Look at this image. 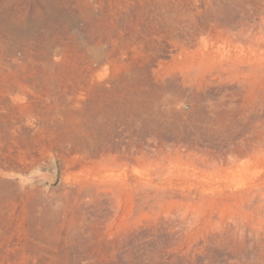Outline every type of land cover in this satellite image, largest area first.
Instances as JSON below:
<instances>
[{"label": "rangeland", "instance_id": "rangeland-1", "mask_svg": "<svg viewBox=\"0 0 264 264\" xmlns=\"http://www.w3.org/2000/svg\"><path fill=\"white\" fill-rule=\"evenodd\" d=\"M0 264H264V0H0Z\"/></svg>", "mask_w": 264, "mask_h": 264}, {"label": "bare ground", "instance_id": "bare-ground-1", "mask_svg": "<svg viewBox=\"0 0 264 264\" xmlns=\"http://www.w3.org/2000/svg\"><path fill=\"white\" fill-rule=\"evenodd\" d=\"M250 32V31H249ZM250 34V33H249ZM250 36V35H249ZM231 106V105H230ZM77 137V136H76ZM74 139V138H73ZM161 145V144H160ZM160 149V148H159ZM157 151V150H156ZM156 186V185H155ZM145 188V187H144ZM87 189V188H86ZM146 189V188H145ZM91 190V189H90ZM84 191V190H83ZM159 191V190H158ZM177 191V190H176ZM90 193H92L91 191H90ZM101 193V192H100ZM142 193V192H141ZM156 193V192H155ZM167 193V192H166ZM179 193V192H178ZM164 194H165V192H164ZM164 194H163V196H164ZM146 195V194H145ZM107 196V195H106ZM177 196V195H176ZM155 199V198H154ZM154 199H151V200H154ZM162 199V198H161ZM182 199H183V197H182ZM146 201V200H145ZM144 201V202H145ZM97 202V201H96ZM176 212V211H175ZM174 214V213H173ZM183 215V214H182Z\"/></svg>", "mask_w": 264, "mask_h": 264}]
</instances>
